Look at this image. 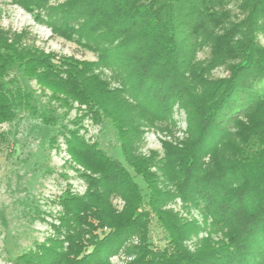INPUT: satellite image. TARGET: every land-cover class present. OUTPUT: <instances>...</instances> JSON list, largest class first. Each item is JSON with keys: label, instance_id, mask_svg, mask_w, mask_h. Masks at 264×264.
<instances>
[{"label": "trees", "instance_id": "trees-1", "mask_svg": "<svg viewBox=\"0 0 264 264\" xmlns=\"http://www.w3.org/2000/svg\"><path fill=\"white\" fill-rule=\"evenodd\" d=\"M231 3L241 19L230 20ZM61 15L81 22L78 39L100 43L96 61L57 56L23 45L20 36L0 35V125L25 114L53 129L51 144L66 130L58 110L76 103L115 132L124 163L76 132L64 134L65 151L87 184L82 198L66 202L72 216H82L100 235L90 232V251L80 259L40 246L32 263L108 264L135 237L138 255L128 264L264 261V48L258 42L264 38V0H66ZM204 49L207 58L197 59ZM217 67L226 76L212 79ZM103 70L117 87H109ZM12 73L49 91L50 100L40 101ZM174 104L190 118L187 138L179 147L163 142L160 158L137 154L142 122L166 121ZM156 172L182 201L202 205L208 216L233 227L220 256L183 247L187 225L160 208L167 194ZM112 196L124 202L122 211L113 208ZM153 219L164 235L161 249L149 247Z\"/></svg>", "mask_w": 264, "mask_h": 264}, {"label": "rangeland", "instance_id": "rangeland-1", "mask_svg": "<svg viewBox=\"0 0 264 264\" xmlns=\"http://www.w3.org/2000/svg\"><path fill=\"white\" fill-rule=\"evenodd\" d=\"M65 1L0 0V35L6 38L20 36L23 45L57 56L96 61L93 51L100 47V43L77 38L75 31H81V22H68L62 18L61 7ZM25 4L31 6L25 8ZM227 9L231 21L243 17L234 3L229 4ZM258 42L264 48V38L260 36ZM207 56V49L198 51L196 55L199 60H205ZM11 75L16 76L20 85L26 86L40 101L50 100L49 91L33 81H26L17 73ZM100 75L110 88L117 87L114 76L109 72L103 70ZM210 76L212 79L221 78L226 76V72L223 67H217L210 72ZM58 113L64 118L66 130L63 135L61 132L53 138L51 144L53 129L29 119L25 114H20L11 123L0 125V264H33V255L39 253L37 249L40 246H48L58 255L69 254L73 260L76 256L79 259L84 257L90 251L88 241L91 240V230L80 219L82 216H72L66 202L70 198H82L87 184L83 169L65 151L64 134L76 132L88 144L124 163L116 134L106 122L91 119L87 108L76 103H70ZM142 123L143 134L134 147L137 154L148 156L156 152L160 158L163 142L177 147L184 142L190 118L183 106L174 104L166 121ZM231 131L236 133L234 129ZM156 173L157 182H162L160 189L167 194L160 208L171 211L181 224L187 225L183 247L189 252L199 250L206 255H221V248H224L223 244L233 227L208 216L202 205L182 201L175 186L163 182L159 172ZM136 181L143 187L139 179ZM110 202L116 211H122L124 202L119 197L112 196ZM89 221L86 219V223ZM97 234L100 235L99 229L91 232V235ZM149 243V247L159 249L165 244L164 235L154 219L149 225ZM139 245V238L130 239L109 257L108 264L130 263L138 255ZM27 253L28 256L17 260ZM257 264H264V261Z\"/></svg>", "mask_w": 264, "mask_h": 264}]
</instances>
